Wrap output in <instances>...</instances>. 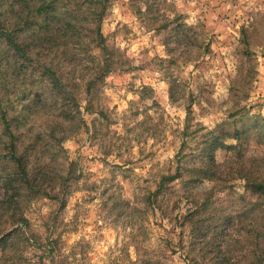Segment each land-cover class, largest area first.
I'll list each match as a JSON object with an SVG mask.
<instances>
[{
  "label": "rangeland",
  "instance_id": "374dc122",
  "mask_svg": "<svg viewBox=\"0 0 264 264\" xmlns=\"http://www.w3.org/2000/svg\"><path fill=\"white\" fill-rule=\"evenodd\" d=\"M63 2L83 19L78 46L37 33L25 57L0 39L16 151L64 194L61 204L22 192L28 232L54 238L65 264H264V196L251 188L264 180V0H110L101 34L114 72L89 96L86 82L104 62L91 42L94 16L87 0ZM2 11L0 26L11 16ZM215 137L226 146L209 160ZM9 142L0 125V238L21 226L2 187L14 171ZM201 167L211 176L196 174ZM9 248L20 264H38L37 248Z\"/></svg>",
  "mask_w": 264,
  "mask_h": 264
},
{
  "label": "trees",
  "instance_id": "16d2710c",
  "mask_svg": "<svg viewBox=\"0 0 264 264\" xmlns=\"http://www.w3.org/2000/svg\"><path fill=\"white\" fill-rule=\"evenodd\" d=\"M88 9L92 18V34L95 47L99 49L100 56L103 55V64H99L95 69V77L86 82L85 94L89 96L96 81H99L103 76L114 72L113 64L111 62V53L109 52V58L107 55V49L104 45V39L101 34V22L104 16L105 11L107 10L110 0H87ZM66 4V3H65ZM63 0H0V17L2 16V8H6V13L3 15V18L6 15L10 14V20L6 21L0 26V39H3L5 46L8 50H13L17 54L28 55L25 50V42L30 41L34 38V34H48L51 36L62 35V38L67 41L68 46H78L81 34L79 32V26L83 22V19H80L79 16L74 15L73 13H67L64 11L65 6ZM92 8V9H91ZM140 13V11H139ZM83 16V14H82ZM2 19V18H1ZM0 19V21H1ZM12 20V21H11ZM23 37H26L25 40ZM25 45V46H24ZM47 80L50 81L49 85L53 88L61 86L60 77L50 69L45 68ZM65 96V95H64ZM172 96V93H171ZM64 98V97H61ZM64 100H67L64 98ZM69 102L72 104L71 107L79 110V104L77 99H69ZM10 114V104L5 94L0 91V125L3 128L5 134L9 138V159L14 165V171L11 174H7L2 179V187L6 195H9L8 201L5 204H8V210H10V218L14 224H20V227L14 228L11 232L4 235L0 238V264H20L17 262L16 258L10 256L7 252V247L10 250L18 251L19 244L27 247H35L39 250L40 256L38 264H42L43 258H50L52 264H65L68 261L69 256H65L61 253L56 240L54 238L45 239V243H40L35 236L28 232V221L23 218L20 205L18 204V198L22 196V192L25 191L31 196L39 195L45 196L46 198L52 200H62L60 203H63V193L55 192L54 188L51 185L55 182L54 178L48 176L43 172L36 173L38 169L29 170L27 154L17 153L15 141L18 139L16 137L14 130H17L18 127L12 128V122L15 120L14 115ZM101 114V113H100ZM57 117L60 119L70 120L72 117L70 113H58ZM237 132L233 136H236ZM231 135H227L228 139ZM236 139V137H232ZM226 145L223 143L222 137H215L207 144L204 152L209 160H212V152L217 148H224ZM196 174H202L205 177H210L208 169L201 167ZM181 176L179 172L174 174L162 175L158 183V188L156 189L153 196H156L162 192V190L168 184L179 179ZM257 183L252 184V190L264 196V180L257 179ZM49 192V193H48ZM156 200V198H155ZM199 206L194 208L193 213H190L186 218L180 219V227H186L187 223L191 221L194 214L197 213ZM158 209L163 211L159 206ZM264 215V207L260 211ZM192 216V218H191ZM190 217V218H188ZM194 227V223H193ZM192 227V228H193ZM191 228V229H192ZM179 248H182V244L179 245ZM188 252H186L187 254ZM22 255H19L21 258Z\"/></svg>",
  "mask_w": 264,
  "mask_h": 264
}]
</instances>
